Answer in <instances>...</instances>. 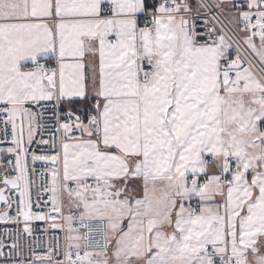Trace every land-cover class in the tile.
Here are the masks:
<instances>
[{
  "label": "snow or ice",
  "instance_id": "6c2138e0",
  "mask_svg": "<svg viewBox=\"0 0 264 264\" xmlns=\"http://www.w3.org/2000/svg\"><path fill=\"white\" fill-rule=\"evenodd\" d=\"M0 264H264V0H0Z\"/></svg>",
  "mask_w": 264,
  "mask_h": 264
},
{
  "label": "built area",
  "instance_id": "2783aa9c",
  "mask_svg": "<svg viewBox=\"0 0 264 264\" xmlns=\"http://www.w3.org/2000/svg\"><path fill=\"white\" fill-rule=\"evenodd\" d=\"M0 227H3V225H0Z\"/></svg>",
  "mask_w": 264,
  "mask_h": 264
}]
</instances>
